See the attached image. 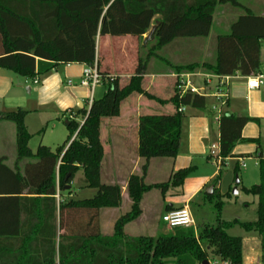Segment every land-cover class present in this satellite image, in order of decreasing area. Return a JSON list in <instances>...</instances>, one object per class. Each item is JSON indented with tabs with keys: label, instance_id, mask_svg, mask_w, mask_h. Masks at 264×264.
I'll use <instances>...</instances> for the list:
<instances>
[{
	"label": "trees",
	"instance_id": "trees-1",
	"mask_svg": "<svg viewBox=\"0 0 264 264\" xmlns=\"http://www.w3.org/2000/svg\"><path fill=\"white\" fill-rule=\"evenodd\" d=\"M242 0H0V69L15 75L36 79L61 64H83L96 67L106 85L103 98L94 100L90 110H78L83 123L67 118L68 138L57 150L40 145L33 153L32 136L25 120L27 112L19 110L0 115V123L15 125L18 159L26 160L23 171H10L2 165V173L12 175L18 186L11 190L19 197L18 211L22 219L15 223L23 232L20 237H0V264H203L213 258L243 264V239L230 236L228 230L240 226L261 239L264 263V158L259 156L260 183L243 188L246 195L257 197V220L225 221L222 211L231 192L207 195L213 205L214 220L202 227L176 228L157 237L129 238L125 226L142 214L141 203L153 189L163 194L169 188L182 186L191 169L175 173L170 181L147 185L148 163L152 159H175L181 146L185 116L180 109L205 110L207 98L179 94L178 84L169 100L159 99L142 88L148 59L180 38H207L211 32L215 9L230 4L243 8ZM229 33L217 40L214 64L170 65L177 75L203 70L217 77L255 76L260 72L261 46L264 41V16L244 9ZM156 22L152 33L154 45L146 60L138 59L128 85L100 69L97 45L101 38L132 37L142 40ZM137 93L159 104H172L173 115H147L139 119L138 154L145 161L140 176H132L128 193L131 210L115 224L114 235L100 232L99 213L122 203V188L101 181L104 158L100 140L101 120L120 115L121 104ZM255 119L229 113L219 118L221 166L233 155L234 148L247 142L242 135L245 126ZM80 182L96 190L91 199L67 198L79 172ZM1 192H9L1 190ZM58 196V199H57ZM4 199L0 198V203ZM6 200V199H5ZM1 225V223H0ZM4 229L0 230L3 233Z\"/></svg>",
	"mask_w": 264,
	"mask_h": 264
},
{
	"label": "crops",
	"instance_id": "crops-1",
	"mask_svg": "<svg viewBox=\"0 0 264 264\" xmlns=\"http://www.w3.org/2000/svg\"><path fill=\"white\" fill-rule=\"evenodd\" d=\"M223 5L226 4L216 7L211 32L206 38L209 39L213 29H217L219 34L216 35V51L211 49L210 61L207 60L208 56H205V52L208 55L209 51L206 50L205 43L199 41L201 39H176L161 49L164 50L166 57L158 55L167 66L164 67L161 64L159 57L152 56L148 59L142 82V88L146 92L159 99L169 100L174 95L177 75L170 65H202L216 62L218 37L229 33L232 24L241 16L237 14L225 23L223 16L227 11L225 13L218 11ZM258 15L264 16L263 13ZM155 23L153 22L151 30L142 40L129 36L125 38L106 36L101 38L102 45L99 47L97 45L100 69L117 77L121 87L128 85L133 76L139 59L140 42L142 47L148 43H154L151 33L156 26ZM132 50L137 56L130 55ZM260 61L258 75L264 76V41L261 46ZM88 68L91 67L83 64H61L48 74L36 78L38 83H35L36 79L20 77L9 70L0 69V115L19 110L26 111L25 124L32 136L30 143L35 137H39L38 147L44 145L52 149L51 142L47 140L50 132L54 135L55 145L64 144L68 138L67 118L73 116L74 120L82 124L83 118L77 116V111L83 109L89 111L92 102L97 100L98 87L92 90L80 85ZM204 75L207 74L203 70H198L189 80L196 87L204 89ZM248 78L240 75L226 77L223 84H220L221 79L214 78L206 89L209 93L206 109L202 111L193 108L183 109L185 119L182 124L178 156L175 159H152L148 163L145 183L147 185L167 183L175 173L185 169H191L190 175L182 186L171 187L164 194L161 192L160 195L157 193L150 195L153 190L158 189L146 193L141 203L142 214L125 226L124 233L127 237L144 236L134 233L139 226L149 229L154 218L160 214L163 216L185 207L191 211L194 201L211 186L214 187L213 193L216 192L219 195L231 192V187L228 191L224 190L225 177L232 176L233 172L237 179L241 169L247 168V163L254 164L257 177H260L258 157L264 158V83L259 89L250 90L247 85ZM69 81L73 82V86L68 85ZM101 85L106 87L105 84ZM106 91L107 87L105 90L103 88L99 96H104ZM174 113L175 108L172 104L162 105L134 93L122 102L118 117L101 120L100 140L104 151L101 181L103 184L118 185L122 188L121 205L100 210L99 225L102 236H113L116 222L131 210L132 201L128 193V182L132 176L142 174V167L145 164L138 154L140 117L173 115ZM225 113L256 120L243 129L242 135L247 142L237 145L233 150V156L222 165L231 167L224 174L226 176L222 173L221 160L211 156L212 146L220 145L219 118ZM30 149L32 151V148ZM36 151L32 152L36 153ZM0 158L2 165L14 173L23 171L27 164L26 160L18 159L16 127L8 121L0 123ZM2 172L1 169L0 198L4 200L0 203V230L6 231L0 233V237H20L23 232L15 223H19L24 217L22 216L21 219L19 215L18 200L26 194L11 192L18 189L16 181L12 175ZM242 181L243 179L240 183ZM1 190L9 192H1ZM72 196L73 194L70 197ZM122 211H125L124 214ZM241 238L243 239V264H264L260 236L251 232Z\"/></svg>",
	"mask_w": 264,
	"mask_h": 264
},
{
	"label": "rangeland",
	"instance_id": "rangeland-1",
	"mask_svg": "<svg viewBox=\"0 0 264 264\" xmlns=\"http://www.w3.org/2000/svg\"><path fill=\"white\" fill-rule=\"evenodd\" d=\"M243 8H238L234 7L230 4L223 5L222 7L219 8V12L225 13L226 15L223 16L224 22L227 23L231 18H234L237 14L243 15L245 13L244 9H249L252 12H254L256 15L263 13L264 14V0H242L241 1ZM219 34L217 33V29H213L212 34L209 39L206 38H199L203 41L202 43H205L206 45V50L208 49L209 54L206 55L207 53L205 52V56H208L207 60L210 61V58L212 56L211 49L213 48L214 51H216V35ZM120 41V39L118 40ZM103 41L102 39L98 41V47L102 45ZM178 44V42H177ZM175 44V45H177ZM142 42H140V51L138 53L139 59L141 58L142 60H146L152 51L154 43H148L145 47H142ZM128 51V50H127ZM158 55L166 57L164 55V50H159L157 52ZM132 57L137 56L136 53L132 50V53L130 54ZM159 57V56H158ZM161 64L163 66H167L165 62L162 60V57H159ZM97 95L96 98L97 100L103 98V95L99 96V93L106 89V87L100 85L97 86ZM54 135L51 134L50 132L48 133V139L49 142H51L52 149L55 151L57 150L60 146L63 145V143L59 145H55L54 143ZM40 144V138L35 137L33 141L30 143V148H32V151L35 152L36 148ZM247 168H242L241 171L238 173V178L241 181H243L237 185L236 183V175L232 172V176L230 177L224 175L226 174L227 170H229V166H222L223 170V175L226 176V188L224 190L228 191L229 188L231 187V194L232 197L229 200H226L225 206L222 211V219L225 221H233V220H239L241 222H254L257 220V208H258V200L257 197L253 195H246L243 191V187H251L254 184L260 183V177H257V170L255 169V166L253 163L248 164L247 163ZM229 168V169H228ZM259 175V173H258ZM79 176V177H78ZM83 174L78 173L76 179L74 180L73 184L70 186V189H72V198L73 199H78V200H83V199H91L96 195V190L86 188L80 180L82 179ZM237 188L238 194L234 195L233 191L234 189ZM69 189V190H70ZM207 191V190H206ZM205 193L200 196L197 200L194 201V203L191 205V212L192 215L194 216V228L197 227H202L205 224L212 223L214 220L215 216L213 213V205L207 200V193ZM157 193L160 195L161 191L159 190H153V192L150 195H154ZM67 198H71L68 194H66ZM125 211H122V214H124ZM163 216L158 215L157 217L154 218L152 226L147 229L146 227H138L137 230L135 231L134 234L137 235H144V236H152V237H157L161 234H169L172 232V230L168 229L167 226L164 224L162 220ZM228 234L230 236H235V237H242L247 234L246 231H244L240 226H235L234 228L228 230ZM210 259H213V257L210 254ZM168 264H174L172 261L168 262Z\"/></svg>",
	"mask_w": 264,
	"mask_h": 264
},
{
	"label": "built area",
	"instance_id": "built-area-1",
	"mask_svg": "<svg viewBox=\"0 0 264 264\" xmlns=\"http://www.w3.org/2000/svg\"><path fill=\"white\" fill-rule=\"evenodd\" d=\"M192 74H181L176 75V83L178 84L179 94L182 96L186 93L196 94L204 97H208L209 93L206 89L211 85L212 79H221L220 84H223L224 78L213 76V75H204L205 78V88L200 89L190 82V77ZM35 83H38L37 79ZM264 83L263 75L251 76L247 79V85L250 90L259 89ZM103 84L101 76L98 74L96 67L88 68L81 80L80 85L84 87H89L94 90L97 86ZM69 86H73V82H68ZM220 87V86H219ZM180 112H183V109H180ZM73 117V116H72ZM71 117V118H72ZM220 148L219 145H213L211 149V156L220 158ZM164 224L168 229L174 230L176 228H191L194 226V218L188 207L172 211L163 215L162 218ZM209 264H231L229 261H222L220 258H213L209 260Z\"/></svg>",
	"mask_w": 264,
	"mask_h": 264
},
{
	"label": "water",
	"instance_id": "water-1",
	"mask_svg": "<svg viewBox=\"0 0 264 264\" xmlns=\"http://www.w3.org/2000/svg\"><path fill=\"white\" fill-rule=\"evenodd\" d=\"M155 29V28H154ZM154 29L152 30V33H153V31H154ZM151 33V34H152ZM236 184L237 185H239L240 184V180H239V178L237 177V179H236ZM66 189H70V186H67L66 187ZM213 189H214V187L213 186H211L209 189H207V191H206V193L208 194V195H211V194H213ZM233 194L234 195H236V194H238V191H237V188L236 189H234V191H233ZM203 264H209V261H204V263Z\"/></svg>",
	"mask_w": 264,
	"mask_h": 264
}]
</instances>
